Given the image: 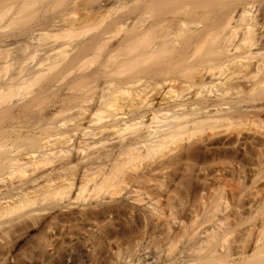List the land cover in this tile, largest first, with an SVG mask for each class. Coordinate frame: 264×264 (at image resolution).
Returning <instances> with one entry per match:
<instances>
[{
    "label": "bare ground",
    "instance_id": "1",
    "mask_svg": "<svg viewBox=\"0 0 264 264\" xmlns=\"http://www.w3.org/2000/svg\"><path fill=\"white\" fill-rule=\"evenodd\" d=\"M34 2L0 0V183L15 178L0 189V247L16 225L80 202L46 221L52 242L80 246L65 264H93L88 214L103 206L104 221L124 207L149 233L101 264H264V167L229 214L221 192L194 207L169 193L162 207L161 170L143 162L264 114V0H72L20 26Z\"/></svg>",
    "mask_w": 264,
    "mask_h": 264
},
{
    "label": "rangeland",
    "instance_id": "2",
    "mask_svg": "<svg viewBox=\"0 0 264 264\" xmlns=\"http://www.w3.org/2000/svg\"><path fill=\"white\" fill-rule=\"evenodd\" d=\"M71 1L35 0L22 13L18 24L28 27L43 23L58 11L68 10ZM87 2L89 0H79V3ZM43 82L32 83L29 90H38ZM63 86V82L58 84L60 88ZM101 88V85L92 86V94L97 96ZM44 106L47 109L45 107L43 111L48 110V104ZM116 139L113 137L112 141ZM166 147L148 153L143 160L146 166L161 170L153 178L155 186L152 191L159 197L162 207L167 206L169 193L180 197L187 207H194L202 197L221 192L226 211L231 214L244 204L242 193L255 188L257 172L264 167V114L251 113L199 132L182 144ZM12 180L1 181L0 189L8 190L6 185ZM79 203L71 202L65 208L55 207L34 221L13 227L2 239L0 264H65L63 257L67 250H76L80 246L67 240L52 242L46 221L50 215L68 218L78 209ZM108 210V207H97L88 214L100 225L98 234L91 241L93 264L102 263L106 250L131 247L137 241H144L149 233V227L143 226L138 218L129 217L124 207L112 208L109 221H104V212Z\"/></svg>",
    "mask_w": 264,
    "mask_h": 264
}]
</instances>
